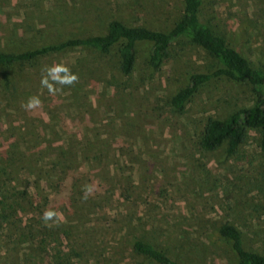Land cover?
I'll return each mask as SVG.
<instances>
[{
    "label": "rangeland",
    "instance_id": "obj_1",
    "mask_svg": "<svg viewBox=\"0 0 264 264\" xmlns=\"http://www.w3.org/2000/svg\"><path fill=\"white\" fill-rule=\"evenodd\" d=\"M203 2L202 16L264 70V0ZM181 12L182 0H0V48L83 36L113 18L167 30ZM28 26L33 30H22ZM149 59V45L139 44L133 79L125 82L114 52L97 56L73 49L38 59L26 70L31 83L24 103L20 96L15 102L0 94V142L6 121L23 129V122L33 120L42 138H49L50 129L64 120L78 139L87 136L91 144L89 163L81 155L77 160L86 171L79 179L80 202L71 206L58 198L49 205L46 223L57 230L56 242L38 254L14 244L10 227L0 224V264H56L57 249L72 264H140L131 248L136 238L167 248L180 262L229 264L233 253L216 231L225 222L242 231L248 248L264 253L258 131L249 128L237 155H228L224 145L203 150L197 140L207 118H224L251 105L250 88L223 78L177 112L169 100L184 85L185 70H205L208 55L179 40L159 68ZM71 77L76 79L69 84ZM30 98L36 101L31 109L26 107Z\"/></svg>",
    "mask_w": 264,
    "mask_h": 264
},
{
    "label": "trees",
    "instance_id": "obj_2",
    "mask_svg": "<svg viewBox=\"0 0 264 264\" xmlns=\"http://www.w3.org/2000/svg\"><path fill=\"white\" fill-rule=\"evenodd\" d=\"M203 6V0H182V12L171 20L167 30L127 24L113 18L106 23L102 21L83 36L66 37L19 50L0 48V94L15 102L20 96L24 103L25 91L31 83V76L25 75L26 70L38 59L73 49L86 50L97 56L114 52L118 56L120 76L130 82L136 69L139 44L149 45L150 65L159 68L175 42L188 40L202 49L210 62L203 71L185 70L184 85L177 88L169 100L171 109L183 111L200 90L223 78L248 86L252 104L240 106L224 118H207L197 134L198 145L206 151L224 145L228 155H237L248 141L249 128H254L259 133L260 156L264 160V70L255 67L218 24L202 16ZM79 19L83 23V18ZM22 30L26 32L33 27ZM15 33H18L17 28ZM142 82L139 79V83ZM139 83L134 87L137 88ZM41 121L39 119L40 130H43ZM23 123L21 129L6 121L4 135H1L5 141L0 142V224L10 227L9 239L14 244H26L39 254L47 251L59 235L54 226L46 223L45 213L50 212V203L62 198V203L73 206L71 202L75 205L82 199L78 197L82 192L79 179L86 171L79 169L77 160L80 155L85 161L89 160L91 144L87 136L78 139L75 128L72 130L64 120L55 126L57 128L50 129L49 138H42L37 131L38 123L33 120ZM72 126L75 125L72 123ZM93 158L97 160L98 157ZM216 231L233 253L234 261L229 264H264V253L248 248L238 227L225 222ZM131 248L141 257L140 264H190L178 261L167 248L140 238L133 240ZM54 260L56 264H72L69 255L59 249Z\"/></svg>",
    "mask_w": 264,
    "mask_h": 264
},
{
    "label": "clouds",
    "instance_id": "obj_3",
    "mask_svg": "<svg viewBox=\"0 0 264 264\" xmlns=\"http://www.w3.org/2000/svg\"><path fill=\"white\" fill-rule=\"evenodd\" d=\"M75 79H76V77H71V79L67 80L66 82L71 84L75 81ZM35 105H36V101L34 100V98H30L26 107L31 109V108L35 107ZM51 215H52L51 213H45V219L51 218Z\"/></svg>",
    "mask_w": 264,
    "mask_h": 264
}]
</instances>
